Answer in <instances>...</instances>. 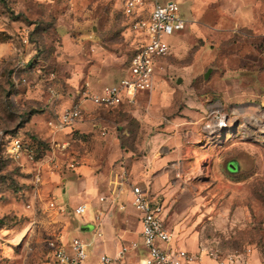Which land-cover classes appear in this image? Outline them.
Masks as SVG:
<instances>
[{"label":"rangeland","instance_id":"rangeland-1","mask_svg":"<svg viewBox=\"0 0 264 264\" xmlns=\"http://www.w3.org/2000/svg\"><path fill=\"white\" fill-rule=\"evenodd\" d=\"M177 1L185 23L164 35L170 53L163 70L177 104L227 96V102L259 100L264 94V0L256 6H234L235 0ZM189 1L192 8L183 9ZM224 3L230 6H221ZM121 6V0H0V43L8 46L0 52V256L4 264L45 261L40 260L39 246L49 235L40 236L37 205L46 196L42 185L34 188L33 168L41 157L44 166L50 164L46 155L51 153V142L70 135L58 136L48 121H56L85 88L97 90L126 73L129 18ZM183 79L186 86L181 87ZM84 105L88 108L80 120L84 125L78 124L61 157L66 161V152L70 159L83 161L84 157L96 173L107 139L132 127L134 115L131 104L108 110L88 101ZM10 136L20 137L33 157L26 152L17 159L10 157L5 146ZM204 150L213 155L220 146L211 144ZM218 160V167L209 164L206 170L196 163L192 169L168 171L165 186L172 189L167 195L162 191V196L175 242L183 247L179 240L193 236L197 246L202 243L222 254L236 251L250 263L264 264V146L233 138L221 147ZM230 162L234 169L228 167ZM66 167L60 160L56 170L60 176ZM63 196L67 198V192Z\"/></svg>","mask_w":264,"mask_h":264},{"label":"crops","instance_id":"crops-1","mask_svg":"<svg viewBox=\"0 0 264 264\" xmlns=\"http://www.w3.org/2000/svg\"><path fill=\"white\" fill-rule=\"evenodd\" d=\"M258 1L235 0L234 6H256ZM192 5V2L189 1L188 7L183 6V9L187 8L188 10L189 7L192 8ZM221 6L230 5L224 3ZM188 14L189 11H187L186 16ZM63 36H66V34ZM63 39L65 42V37ZM126 40L128 41V36H126ZM7 49V45L0 43V52ZM129 49L130 53L126 60V73L128 72V62L132 50L131 44H129ZM125 74L114 80V82L125 76ZM163 75L164 72H157L154 89L151 93H141L135 103L129 106V110L134 115L133 126L128 127V130H123L120 135L116 133L115 136L110 135L111 137L107 139L104 145L106 154L102 157V161L99 164V172L95 173L90 169L84 162V157L80 164L71 168L72 171H70V167H66L62 176H60L59 171H44V179L41 184L43 187L41 189H43L42 191L46 198H42L37 205V211L41 217L40 225L43 229L40 232V236L56 233L63 242H69L72 237L81 239L86 243V249L87 247L90 248L86 259L78 264H142V257L146 253V247L142 242L140 232V214L131 201V182L148 184L152 191L161 193L165 191L167 195L172 189L169 188L170 186H165L169 170L192 169L196 167V163H203L205 170L209 164L218 167V153L221 147L233 138L258 145L252 140L241 137L240 125L237 122L231 123L226 129L210 132L204 129L203 123L213 103L221 102L224 108L234 104H246L249 110H253L262 102L264 94L260 96L259 100L238 102L230 100L227 102V99H229L227 96L226 100L205 98V100L200 99L191 103L186 101L185 105H181L174 100L172 86L165 80ZM181 79L180 76H177V82H180ZM111 83H105L95 91H99L104 85ZM180 84H184L180 85L181 87L186 86L184 79ZM86 101L82 104L83 115L88 111L87 106L84 105ZM121 105L123 104L112 108L94 106L108 110L121 107ZM116 115L122 118L118 111ZM80 120L72 125L63 127L57 126L56 121H48L49 125L56 127L58 136L70 134L67 138L51 142L52 144H65L60 157L68 147L70 137L78 131V124L84 125ZM101 133L105 134V130H101ZM211 144L220 146V150L213 155L204 150ZM61 160H65V158L61 157ZM66 160H70L69 152H66ZM120 161L125 164L126 173L122 179L121 189L117 191L119 177L115 175V172L120 171ZM215 161L217 162L216 164ZM233 165L236 166L235 164ZM66 172H71V175H67ZM63 183H67L68 187L63 186ZM76 185L80 187H78L77 191H73ZM60 186L62 187L60 188ZM65 192H67V198L63 196ZM85 192L88 193L85 195ZM74 193L77 194L75 195ZM100 196H104V199L101 200ZM47 198L48 200L53 199L56 203L63 206L67 200L69 208H65L62 213L58 212L56 207L48 205ZM82 201L87 203V210L82 214H73L71 211L73 206ZM164 204L165 224L172 228L167 221L168 206L165 195ZM99 209H102L103 212L100 221L101 233L96 234V213ZM38 239V242H40V238ZM194 239L193 236L181 238L178 243L184 248L194 251L197 248V243ZM129 240H137L138 246L130 248L122 259L109 263L101 262V255L106 254L115 257L118 247ZM174 243H176L175 240ZM45 250V245L43 243L40 244V260L45 259L42 264H53L52 259L45 257ZM36 264H39V262ZM191 264H219V262L210 256L202 255Z\"/></svg>","mask_w":264,"mask_h":264},{"label":"built area","instance_id":"built-area-1","mask_svg":"<svg viewBox=\"0 0 264 264\" xmlns=\"http://www.w3.org/2000/svg\"><path fill=\"white\" fill-rule=\"evenodd\" d=\"M122 12L129 20L126 22L128 41L132 50L128 62V74L118 81L104 85L101 90L95 91L85 88L81 98L64 108L57 116V126H69L79 121L83 115V102L88 100L96 106L112 108L120 104H133L141 93H151L154 89L155 75L163 72L165 57L170 53V46L164 39L165 34L184 27L185 18L180 13L177 0H121ZM15 78V77H14ZM240 125V135L264 146V99L256 109L249 110L246 104H234L224 108L221 102L213 103L206 115L203 127L206 131L226 129L231 123ZM104 133V131H102ZM6 150L10 157L19 158L24 152L33 157L32 149L26 146L18 136H10L6 140ZM65 148L63 143H53L51 153L46 155L50 164L43 165L45 157L38 158L33 168L32 183L38 189L43 182L44 171H56L60 156ZM67 167L74 168L80 164L76 158L61 160ZM202 169H205L201 163ZM119 177L121 189L123 177L126 173L125 164L120 161ZM176 176H179L176 173ZM131 201L140 214L141 237L146 247L142 257V264H191L202 255L216 259L219 264H253L236 251L221 253L218 249L200 243L192 251L174 243L175 234L172 228L165 224L164 197L161 192L152 191L148 184L130 183ZM101 200L104 196L99 197ZM48 205L56 207L58 212H64L65 207L53 199ZM29 207L30 204L28 203ZM86 202H79L72 208L73 214H82L87 210ZM102 209L96 213V234L101 233ZM138 246L137 240H129L118 247L115 257L103 254L100 260L109 263L122 259L130 248ZM45 257L52 259L53 264H78L86 255V243L77 237L69 242H63L60 236L53 233L45 239ZM0 264H4L0 256Z\"/></svg>","mask_w":264,"mask_h":264},{"label":"water","instance_id":"water-1","mask_svg":"<svg viewBox=\"0 0 264 264\" xmlns=\"http://www.w3.org/2000/svg\"><path fill=\"white\" fill-rule=\"evenodd\" d=\"M234 167H235V166H234L232 163L229 164V168L234 169Z\"/></svg>","mask_w":264,"mask_h":264},{"label":"trees","instance_id":"trees-1","mask_svg":"<svg viewBox=\"0 0 264 264\" xmlns=\"http://www.w3.org/2000/svg\"><path fill=\"white\" fill-rule=\"evenodd\" d=\"M35 150L38 151L36 148H35ZM36 154H40V151H38ZM36 154H35V155H36ZM36 156H37V155H36Z\"/></svg>","mask_w":264,"mask_h":264},{"label":"bare ground","instance_id":"bare-ground-1","mask_svg":"<svg viewBox=\"0 0 264 264\" xmlns=\"http://www.w3.org/2000/svg\"><path fill=\"white\" fill-rule=\"evenodd\" d=\"M21 233V232H20Z\"/></svg>","mask_w":264,"mask_h":264}]
</instances>
